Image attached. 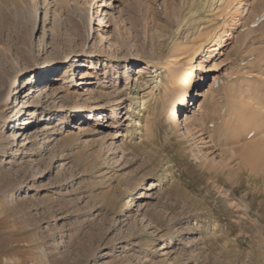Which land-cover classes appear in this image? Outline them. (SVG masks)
<instances>
[{
	"label": "rangeland",
	"instance_id": "rangeland-1",
	"mask_svg": "<svg viewBox=\"0 0 264 264\" xmlns=\"http://www.w3.org/2000/svg\"><path fill=\"white\" fill-rule=\"evenodd\" d=\"M238 2L0 0L6 81L19 86L69 52L74 59L49 78L61 68L91 73L72 88L81 96L29 97L35 115L22 118L35 120L30 143L14 141L20 95L0 108V264H264V168H244L240 151L258 139L243 135L249 124L264 140V20L253 25L264 0H242L243 13L225 31ZM209 30L218 35L212 51L204 44L192 61V44ZM79 59L97 68H75ZM199 64L202 95L176 130L171 76L199 75ZM150 90L159 109L152 132L142 126L152 114L133 122ZM153 239L155 251L145 255Z\"/></svg>",
	"mask_w": 264,
	"mask_h": 264
},
{
	"label": "bare ground",
	"instance_id": "bare-ground-1",
	"mask_svg": "<svg viewBox=\"0 0 264 264\" xmlns=\"http://www.w3.org/2000/svg\"><path fill=\"white\" fill-rule=\"evenodd\" d=\"M221 1H223L225 3L226 1H229V0H221ZM242 4H243L242 0H239L237 6L233 7V9H231V10H228L227 14L229 15V17L231 19H230V21L224 22L225 31H232L233 30L234 24L231 21H235L234 19L243 13V9H242L243 5ZM100 12H102V10ZM100 16H101V13H100ZM106 16H107V13H105V16L102 18V21L104 22V26H103V28H100L101 30H104V28L107 26V20H105ZM216 33L217 32L215 30L214 31L209 30L206 33H204V37H203L204 43L203 44H199L198 46H195V43L192 44V46L190 48V49H192L191 50V60L192 61L194 60L195 56H197V54H199V52L201 51L204 44L207 45L208 51H212L211 50V48H212L211 44L218 37V35ZM105 34L107 35V32H105ZM215 43H216L217 47L220 44L219 41H215ZM74 56H76L75 52H71V53L69 52V54L67 56H61V58L54 59L53 61H50L45 65H39V69H37V70L35 69V72H37V74L35 76H33L32 78H29L23 84L21 83V80H20L18 82L19 86L16 83H14L12 80L9 81L8 80L9 78L7 79L8 81H6L5 79L7 77L4 78L2 76L4 74L2 73V75H1V73H0V92L2 94V96H0V99L4 100V101L0 102V108L2 107V105H6V103L8 102V100L10 99L11 96L20 95V100L19 101L16 100L14 103L13 116L16 115L17 120H23V122L21 123L22 126L17 128L18 132L14 133V135H15L14 141H17V137L19 136V137H22L25 142L30 143V142H32V137H34V135H35L36 131L33 128V126L35 124V120L31 119L32 117H34L35 112L33 109L31 111H28L29 108H33L36 106V103L34 102V100L32 103H28V99L31 95L32 96L36 95L39 99L41 97H46V98L50 97V94L53 93L54 98L55 99L60 98V101L67 100V99L72 98V97L81 96V94H79L75 91H72V88L74 86H78L80 84H83L80 80L87 79L91 75V73L89 71H87L86 69L81 70L79 72L80 73V76H79V75H76V70L70 71V70L61 68V71H59V73H57L55 76L49 78L51 71H54L55 68H57L60 64L65 63V62H69L70 60H72V58ZM77 56H84V55L81 54V55H77ZM87 56L92 57L89 55H87ZM76 61H77V63L75 65V68L88 67L90 70L97 68V66L95 65L96 63H86L85 59H79ZM27 64L28 63H26V65ZM28 65L31 68L34 67L32 64H28ZM200 68H201L202 73L199 75H197V73H195V72L187 71L183 75L179 76V74H177L174 71V73L171 76V80L174 82V86L179 91L173 99L174 109L170 113L171 114V120H172L171 125L176 130L181 129L185 119H190L192 117V112H193L192 106H194V105L196 106V103L194 101L196 98H198L199 96L202 95L201 88L206 81V78H205L206 73H204V70H205L204 66L200 65ZM200 68H199V70H200ZM28 69L29 68L26 67V69H24L22 71L30 72V70H28ZM138 74H140V75L142 74V69L140 67H137L136 72L133 74V77H134L133 79L135 81L139 80V78L137 76ZM124 75L126 76V73ZM93 83H99V82L95 81ZM17 86H18L19 90H18ZM192 92H193V94H192ZM152 95H153V91L150 90L148 97L144 98L143 100L141 99L140 104L134 108V110L138 109L139 113L137 115H139V116L133 118V122L138 123L140 125L141 124L140 115H142L143 113L152 114L153 115L152 118L151 117H149V118L145 117V119H144L142 116V118L144 119V124L142 125L143 129L145 128V130H149L151 132H152V127L155 125V120L158 117V112H159V109L156 107V105H154L155 103H153V101H152V100H154V97ZM36 96L34 98H36ZM186 97H191V101L188 100ZM47 101H49V100H47ZM187 101L189 102L188 104H187ZM131 105L132 104H129V107H131ZM212 106L213 105L211 102L208 105V107H211V109H212ZM24 108H27V110L23 112ZM73 108H75V107H73ZM180 111L184 112L183 116L180 115ZM74 112H76V111H74ZM80 112H83V111H80ZM244 114H246V113H243L242 116L239 118V120L242 119V120H244V122H246V121L248 122V119H246V121H245V115ZM2 115H4V114H1V116ZM24 115H28L31 118H28V119L22 118V116H24ZM246 116H247V114H246ZM119 117L120 116L117 115L115 118H119ZM113 118H114V116H113ZM120 118L123 119L124 115H121ZM62 119L68 120V122H67L68 124H67V126H65L66 127L65 129L67 130L70 127L71 119H72L69 112L64 113L61 116V120ZM128 119L129 118L127 117L125 120H128ZM244 122H242V123L244 124ZM247 122H246V124H247ZM85 125H86V123L83 124L82 126H85ZM129 126L130 125L127 124V129L129 128ZM250 126L251 125L249 124V128H251ZM245 128H242L240 132L244 131ZM249 128H246V129H248V130H246L247 131L246 135L245 134H243V135L248 137L249 133L255 132V134H257L255 136H258V139L253 138V139L244 141L245 143L240 149V151L243 153V157H242V160L244 161L243 166H244V168L249 167L250 170L256 168L255 166H257V165H262L264 168V140L261 139L263 137L260 138V136H261L260 132L261 131L259 133H257L258 128H253V129H249ZM86 129H89V131H90L92 129V127L88 126ZM21 130H23V132H20ZM188 133L190 134V132H188ZM251 135L253 136V134H251ZM119 136H122L120 130L116 131L114 138L119 139ZM238 136H240V135H238ZM255 136H253V137H255ZM238 169L241 170L242 165L240 167H238ZM259 173H261V172H259ZM159 179H161V178H159ZM132 199L133 198H130L131 201H132ZM129 206L127 205L126 209H128ZM178 240L179 239L176 236H173L171 238V241L167 243V246L170 247L173 244H176ZM156 246H157V239L151 240L149 245L145 249V255H150L151 253H153L155 251ZM45 252H46L45 244H42L39 246V249L37 250V256L43 257Z\"/></svg>",
	"mask_w": 264,
	"mask_h": 264
}]
</instances>
